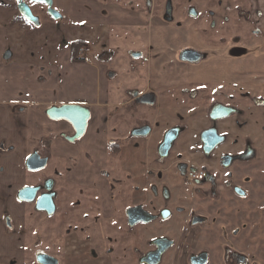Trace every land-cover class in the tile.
I'll return each mask as SVG.
<instances>
[{"label": "flooded vegetation", "instance_id": "1", "mask_svg": "<svg viewBox=\"0 0 264 264\" xmlns=\"http://www.w3.org/2000/svg\"><path fill=\"white\" fill-rule=\"evenodd\" d=\"M10 1L0 0L1 61L17 62L11 46L28 43L35 48L32 57L51 61H33L40 65L58 64L63 56L73 64L96 60L100 70L101 64L112 61L116 70L105 68L106 76L116 78L121 73L138 78L133 85L139 84L126 90L125 105L131 112L125 117L127 132L120 140L115 137L121 133V125H109L108 108H101L103 118H97L96 110L101 109L86 102L51 105L46 113L63 105L89 111L80 136L77 124L59 119L67 129L55 137L72 147L66 150L71 154L61 157L67 189L93 194L100 203L99 177L111 200L116 186L119 192L127 189L131 199L141 186L142 198L122 207L124 225L120 229H116L120 198L116 199L112 214L115 228L110 234L100 214L95 216L99 224L91 231L108 235L105 251L91 242L90 233L77 241L73 238L75 228L68 229L65 240L75 245L67 246L62 260L48 246L33 251L35 246L28 245L22 246L21 260L25 226L18 228V219L7 213L1 221L0 250L5 255L14 253V257H5L0 264H43L39 261L43 255L56 264H264V0H251L252 4L245 0H216V4H197L196 0H51V5L23 0L35 21L25 18L17 0H13L14 16L8 17ZM134 17L142 19L135 21ZM139 28L142 46L134 48ZM188 34L193 35L191 42L206 47L190 44ZM259 39L261 43H257ZM43 42L51 45L44 57L36 52ZM242 44L250 45L256 53L228 52L229 47ZM73 56L79 61H73ZM122 60L127 62L126 69L120 68ZM152 84L166 92V97L151 89ZM103 88L105 98L109 86ZM136 108L149 115L140 120L131 117ZM151 109L173 110V115L153 117ZM76 113L80 114L74 108ZM135 139L140 142L133 143ZM48 140L44 150L37 147L32 152L48 159L44 168L55 157ZM124 149L127 156L123 159ZM6 150L0 142V153ZM100 150L105 166L97 168ZM137 151L141 158L133 166ZM118 158L126 177L111 181ZM133 168L139 169L140 178ZM59 174L56 167L44 179L35 177V182L25 183L16 194L17 201H35L37 210L38 199L52 194L53 212L37 211L55 216L58 192L54 185ZM76 200L72 204L78 207L85 202ZM136 227L138 236L144 238L139 254L133 249V236L128 237ZM207 241L209 247L204 244ZM31 252L34 261H25Z\"/></svg>", "mask_w": 264, "mask_h": 264}, {"label": "rangeland", "instance_id": "2", "mask_svg": "<svg viewBox=\"0 0 264 264\" xmlns=\"http://www.w3.org/2000/svg\"><path fill=\"white\" fill-rule=\"evenodd\" d=\"M10 1V0H8ZM244 1V0H242ZM251 0H245V2H248ZM235 2V0L233 1ZM189 3V2H188ZM197 4H204V3H212V4H216L217 1L216 0H196ZM252 4V2H251ZM251 6V5H250ZM8 11L10 12V15L8 17L14 16V9H15V2L13 0L10 1V3H8L7 6ZM142 17H134V20H141ZM3 21V18H1L0 15V23ZM23 23V24H22ZM26 22H24V20L20 21V24L27 27V25L25 24ZM138 33L135 35L134 37V48L140 47L142 46V41H143V35H142V30L139 28L138 29ZM251 34V33H250ZM249 34V36H250ZM252 35V34H251ZM189 37V42L190 44H192L193 46H197V47H206L204 44L199 45L198 43L195 42H191V38L193 37V35L191 36L190 34H188ZM254 40L255 38L252 37ZM252 39V40H253ZM2 40V37H1ZM115 38H113V43H115ZM7 43V42H6ZM257 43H261L260 39L259 42ZM42 45L39 46L38 49H36V52L38 53H42L43 57H44V53L46 51V47L47 46H51L50 44H48L47 42H43ZM198 44V45H197ZM10 47V45H9ZM13 49V53L15 54V58L13 59H19L20 61H27L28 59L29 61H37V62H51L50 60H44V59H37L36 57H32L30 55L31 51H35V48L33 45H30L28 43L23 44V45H12L11 46ZM252 48L250 47V45L247 44H242V45H238V46H233V47H229L228 48V52L229 53H241V54H250V53H256L254 50H251ZM18 60V61H19ZM112 62V61H111ZM107 63V64H101L102 67H100V72L98 74H102L101 76L103 77L102 79V85L108 84L109 86V93L107 94V100L103 99L102 103L99 104V102L101 101L102 98L96 99V101L94 102L95 108H99V110L101 108H108L110 109V113H111V122H109V125L111 126V124L115 125V123L121 125V133L118 134V137H115V139L120 140L122 135H125L127 132V128H125V117H129V109L127 110V106L126 104V100H127V95H126V90L128 87H136L139 83H136L135 85H133L134 81L138 80V78H134L133 76H126L125 74L123 75H118L116 78H114L113 74L111 76H106V74H103L104 69L105 68H112V70H116V66L113 65V63ZM88 64H86L84 68L88 67V65L91 66H97L96 64V60H91V61H87ZM237 65L236 62H233V66ZM250 66V65H249ZM89 67V68H90ZM127 67V62L125 60L121 61V66L120 68L122 69H126ZM233 68V67H232ZM236 68V67H235ZM86 70V69H85ZM111 70V69H110ZM122 71H126V70H122ZM189 71V70H188ZM190 73V71H189ZM116 75L118 73H115ZM80 75L82 76V73H80ZM239 74L236 73L235 74V79H238ZM233 76V75H231ZM86 84H90V81L88 79H85ZM152 83V82H151ZM181 85V84H178ZM78 89L77 91H79V93H82L86 88V90L88 91L90 86H87L86 88L82 85L79 84L77 86ZM156 92H158V94L160 95V97L162 95L165 94V97L167 95L166 92L160 91V88H156V86H154L152 84L151 86ZM89 93V92H87ZM88 95V94H87ZM102 95V92H101ZM92 97V96H91ZM107 102V105H103L104 102ZM96 110V109H95ZM98 112L97 114V118L99 117V115L103 118V113L104 110L101 109V112H99L98 110H96ZM116 111V112H113ZM151 113V116H163L165 115V117L170 116L171 114L173 115L172 111L173 110H158V109H151L149 110ZM186 111V110H185ZM134 113H131V117H136V119L140 120L142 119L144 116H147L149 114L144 113L145 110L143 109H134ZM159 114V115H158ZM187 115H188V111H187ZM99 121V120H98ZM109 131V130H108ZM111 131V130H110ZM105 134V132H104ZM109 135H114V133L109 132ZM139 141L137 139L133 140V143ZM140 142V141H139ZM124 143V142H123ZM125 144V143H124ZM100 158L99 156L97 158H99V163L100 165L97 167H101V166H105L104 163V155L100 150ZM123 159L125 156H127L126 150L124 149L123 152ZM141 151H137V153L135 154L134 157V163L133 166H135L138 162V160L141 158ZM122 159V160H123ZM20 160H22L19 157H16L13 161L14 166L19 167L20 166ZM129 165V160L127 158V162ZM64 161L62 158H55L53 157V161L51 160V162L48 164V166L46 168H44L41 171L38 172H34V173H25V178L28 179V182H35V177L41 179L43 177V179L50 173L53 172V170L58 167L59 171L61 172V176L60 174L58 175V177H55L56 181H55V185H54V190H56L58 192L57 195V199H58V205H57V214L53 217H48L45 213L43 212H38L35 209V201L33 202H29V203H23L22 208L20 209L18 207V204L16 206V213L20 212V217L18 219V228H21L22 226H25L24 231H25V237L22 238V240H20L21 242V249L19 250V252L21 253V260L23 259L22 257V246L25 245L26 248L28 246L34 247L33 251H37L40 249H43L44 247L48 246L50 252L56 256L59 257L61 260L64 257L65 252L68 251L67 246L69 245H75L74 242L70 241V243L68 244L65 240V236L67 235V231L68 229H74L75 233H74V237L76 238V240H80V238H84V236H86L88 233H90V240L91 242L94 243V245H98L100 247V249L102 251L106 250L107 247V243L106 241L109 240L108 235L102 233V235H97V233L92 232L91 230H93L94 228H97V222L94 221V218H96L95 216L97 214H100L101 218H102V222L103 225L106 228V231L108 234H110L111 228H115V224H114V218L112 217L113 215V204L115 203L117 198L119 199V203H117L118 205V223L116 226V229H120L123 228L122 226L123 224V213H122V207L127 206L128 203H131L132 201H138L139 199L142 198V192H141V186L139 187L140 189L135 190L133 192V197L132 199L129 197V191L125 188H121L122 191L119 192V189L116 186V190L115 192H112V196H114V198L111 200L109 198L110 194H109V190H107V187L104 188V184L105 182L102 180L103 178H99V183H97L98 186L101 187V201L100 203L97 202L96 198H94L95 196L93 194L89 195L88 193H79L77 190H73L72 189H67L65 186V183L63 181L62 178V173L64 171ZM132 165V163H131ZM131 165L128 166L129 168H131ZM132 166V167H133ZM108 170H111L110 167H107ZM116 169V173H115V178L111 177V181L123 178L125 179L126 174L123 172L122 170V165H121V160L120 158H118V163L116 165V167H114ZM17 169V168H16ZM124 169V168H123ZM135 170V168H133ZM112 172H114L115 170H111ZM135 174L137 176V178H140V173H139V169L135 170ZM22 176V175H21ZM71 181H77L76 179H71ZM114 182V184H117ZM134 189V186H133ZM87 194V195H84ZM121 197H123L121 199ZM80 198L81 201H85V202H81V205L78 207L72 203H74L75 201H77L76 199ZM110 199V200H109ZM89 202H88V201ZM71 202V203H70ZM72 204V205H71ZM116 204V203H115ZM16 213L13 215V217H15ZM80 221V222H79ZM114 224V225H113ZM138 229L139 227H136L130 234H129V238L133 236L132 238V243L134 245L133 249H137L136 252H139L138 250H142V244H143V240L144 238L142 236H138ZM73 231V230H72ZM114 232V230L112 231V233ZM80 233V234H79ZM128 238V239H129ZM141 239V240H138ZM136 240H138L136 242ZM139 243V244H138ZM204 244H206L205 246L209 247V242H204ZM28 245V246H27ZM137 245V246H136ZM144 245V244H143ZM35 249V250H34ZM132 249L133 252H135ZM34 252H31V254H26V256L24 257L25 261L28 262H33L34 261ZM31 256V257H30ZM183 261V260H182ZM181 261V262H182ZM30 264H34V263H30Z\"/></svg>", "mask_w": 264, "mask_h": 264}, {"label": "crops", "instance_id": "3", "mask_svg": "<svg viewBox=\"0 0 264 264\" xmlns=\"http://www.w3.org/2000/svg\"><path fill=\"white\" fill-rule=\"evenodd\" d=\"M3 48L4 40L0 39V142L7 149L0 153V232L4 231L1 225L3 217L7 213L14 215L17 204L22 208L23 204L17 201L16 194L28 183L24 176L27 173V157L37 147L44 150L46 140L51 137L48 141L53 156L61 158L71 154L66 150L72 147L55 137L58 132L66 130L67 126L62 120L49 118L46 108L74 102L93 105L96 99L106 95V88L103 87L108 86L102 85L103 77L98 74L100 70L96 66L88 65L83 69L86 64H73L63 56L58 60L59 66L57 63L40 65L29 59L28 62H5L1 61ZM85 79L90 84H86ZM79 84L85 88L90 87L88 91L86 88L79 93L76 89ZM16 157L22 159L19 167L14 166L12 161ZM19 217L20 212H17L14 218ZM10 253L5 255L1 249L0 263L6 261L5 257L13 258L14 253Z\"/></svg>", "mask_w": 264, "mask_h": 264}, {"label": "water", "instance_id": "4", "mask_svg": "<svg viewBox=\"0 0 264 264\" xmlns=\"http://www.w3.org/2000/svg\"><path fill=\"white\" fill-rule=\"evenodd\" d=\"M41 3H46L48 5H51V0H34ZM18 2V8L20 9L21 13L30 21H35V17L31 13V10L29 7L23 2V0H17ZM50 13L53 14V16L57 17L58 13L49 9ZM192 52V51H189ZM74 108L79 110L78 113L73 114ZM77 112V111H76ZM48 116L51 119L59 120V119H68L72 121L73 123L77 124L78 129V135L80 136L86 127V121L89 117V111L86 108H82L77 105H63L61 107H52L47 111ZM77 118H80L79 121H77ZM48 159L45 157H41L37 152H34L30 154L26 159V167L31 172L40 171L47 165ZM45 188L49 190L51 188L50 181L46 182ZM52 194H43L37 201L36 207L37 210H45L49 213H52L54 210V204ZM39 261L43 264H56V261L48 256H40Z\"/></svg>", "mask_w": 264, "mask_h": 264}, {"label": "trees", "instance_id": "5", "mask_svg": "<svg viewBox=\"0 0 264 264\" xmlns=\"http://www.w3.org/2000/svg\"><path fill=\"white\" fill-rule=\"evenodd\" d=\"M72 60H73V61H79V60H77V59L75 58V56L72 57Z\"/></svg>", "mask_w": 264, "mask_h": 264}]
</instances>
